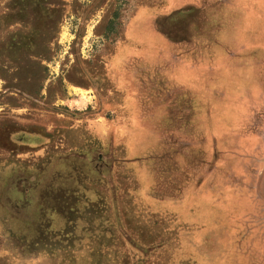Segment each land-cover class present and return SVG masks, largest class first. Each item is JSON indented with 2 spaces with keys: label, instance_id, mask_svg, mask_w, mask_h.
Masks as SVG:
<instances>
[{
  "label": "rangeland",
  "instance_id": "374dc122",
  "mask_svg": "<svg viewBox=\"0 0 264 264\" xmlns=\"http://www.w3.org/2000/svg\"><path fill=\"white\" fill-rule=\"evenodd\" d=\"M0 264H264V0H0Z\"/></svg>",
  "mask_w": 264,
  "mask_h": 264
}]
</instances>
